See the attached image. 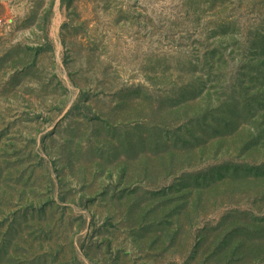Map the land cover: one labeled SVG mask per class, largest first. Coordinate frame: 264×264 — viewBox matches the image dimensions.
I'll list each match as a JSON object with an SVG mask.
<instances>
[{
  "label": "rangeland",
  "instance_id": "374dc122",
  "mask_svg": "<svg viewBox=\"0 0 264 264\" xmlns=\"http://www.w3.org/2000/svg\"><path fill=\"white\" fill-rule=\"evenodd\" d=\"M0 264H264V0H0Z\"/></svg>",
  "mask_w": 264,
  "mask_h": 264
}]
</instances>
